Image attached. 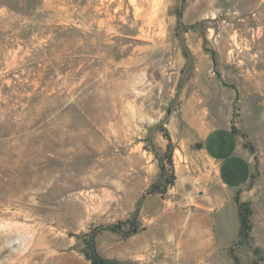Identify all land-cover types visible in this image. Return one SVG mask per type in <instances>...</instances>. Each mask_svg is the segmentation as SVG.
<instances>
[{"label": "rangeland", "instance_id": "rangeland-1", "mask_svg": "<svg viewBox=\"0 0 264 264\" xmlns=\"http://www.w3.org/2000/svg\"><path fill=\"white\" fill-rule=\"evenodd\" d=\"M202 124L250 162L252 230L193 252ZM92 237L118 264H264V0H0V264H92Z\"/></svg>", "mask_w": 264, "mask_h": 264}, {"label": "crops", "instance_id": "crops-1", "mask_svg": "<svg viewBox=\"0 0 264 264\" xmlns=\"http://www.w3.org/2000/svg\"><path fill=\"white\" fill-rule=\"evenodd\" d=\"M196 129L195 137L202 142L199 153L204 169L202 178L211 196L207 207L197 208L196 211L208 215L210 224L205 226L188 222L187 225V232L190 233L182 245L195 248L193 252L207 246L229 247L239 239L240 217L234 195L237 189L247 183L251 174L250 162L229 130L205 124ZM150 196L152 193L147 198ZM200 256L197 255L193 261H200ZM222 259H229V256H223Z\"/></svg>", "mask_w": 264, "mask_h": 264}, {"label": "trees", "instance_id": "trees-1", "mask_svg": "<svg viewBox=\"0 0 264 264\" xmlns=\"http://www.w3.org/2000/svg\"><path fill=\"white\" fill-rule=\"evenodd\" d=\"M158 182L152 186L151 192L158 191ZM235 200L238 204V212L240 217V230H239V238L241 241L248 240L250 238V233L252 230V222L250 216L252 214V208L250 207V203L247 201H242L240 199L239 194L237 193L235 196ZM140 226L136 225L133 229V232L139 231ZM90 243V254H88V258L91 260L92 264H118L115 260H110L102 257L95 246L94 237Z\"/></svg>", "mask_w": 264, "mask_h": 264}]
</instances>
